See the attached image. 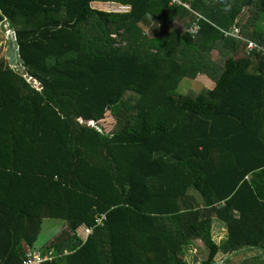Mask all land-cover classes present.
<instances>
[{"label": "trees", "instance_id": "1", "mask_svg": "<svg viewBox=\"0 0 264 264\" xmlns=\"http://www.w3.org/2000/svg\"><path fill=\"white\" fill-rule=\"evenodd\" d=\"M172 1L0 0L19 52L14 64L0 52V264L34 252L39 264H227L264 250V0Z\"/></svg>", "mask_w": 264, "mask_h": 264}, {"label": "rangeland", "instance_id": "2", "mask_svg": "<svg viewBox=\"0 0 264 264\" xmlns=\"http://www.w3.org/2000/svg\"><path fill=\"white\" fill-rule=\"evenodd\" d=\"M176 2V0H173L171 5L174 4ZM92 7L94 9H97V10H101V11H109V12H115L114 9L110 8L107 6V9H100L99 6L97 5H94L92 4ZM177 20L175 21L174 23V27L178 30H180L182 33L184 32H187V31H191V28H189L187 25L183 27V22L181 20H183V18H176ZM187 23L188 20H187ZM156 26H159V25H156ZM13 31L12 30H9L8 28V25L7 24H0V52L2 54H5V57L9 56V51H10V46H11V37L13 35L12 33ZM146 33L149 34L150 33V29H146ZM216 56V55H215ZM16 63V62H15ZM20 69L21 72H23V68L22 67H18ZM25 76H28L27 74H25ZM32 79V78H30ZM187 80L184 81V85H182L181 89L184 88L185 84H187ZM35 87H38L40 86V84L38 82H35L34 83ZM193 88H198L196 82L194 84V86H192ZM40 88V87H39ZM182 94V92H180ZM101 122H105L106 123V128L107 129H111L113 127V125H115V121L113 119V117L111 116L110 112H107L106 115H105V118L103 120L100 121ZM101 219H104L106 220L107 219V216L105 214L101 215L100 216ZM47 223V224H46ZM44 224V232H43V235L41 234L40 236V239L42 240V242L44 241H50L52 240V238L48 239L49 237H54L56 234L58 235L59 233L61 234L63 228H65L66 224L64 221H57L56 223L52 222L51 223V227H46L48 224V222H46ZM65 224V225H64ZM222 227V224L220 222H217L215 224V227H214V222H213V227H214V231L212 233V237L213 239L218 243V241H222L225 239L226 237V232L222 233L219 235L220 233V226ZM85 226L83 225V227H81L79 229V231L81 229H83ZM85 230L88 229L89 232H91V229L90 228H87L85 227L84 228ZM213 229V228H212ZM49 235V236H48ZM219 235V236H218ZM84 239V238H83ZM87 239V238H86ZM84 239V240H86ZM44 240V241H43ZM39 246L42 244V243H38ZM196 248L194 249L193 251V255L194 256H197L199 258V260H201L204 255L206 254L207 250L206 248L203 246V244L200 242V241H196ZM30 252H33L34 250H29ZM40 253V252H39ZM65 255L68 254L69 252L66 250L63 252ZM256 255H259V258L256 259L255 256ZM254 259L256 260V262L254 261ZM49 261V260H47ZM253 261V262H251ZM264 264V250H260V251H257V252H252V253H249L248 252H245L241 255H238L236 257H233L230 259V261L227 262V264Z\"/></svg>", "mask_w": 264, "mask_h": 264}, {"label": "crops", "instance_id": "3", "mask_svg": "<svg viewBox=\"0 0 264 264\" xmlns=\"http://www.w3.org/2000/svg\"><path fill=\"white\" fill-rule=\"evenodd\" d=\"M94 5H97V6H99V8L100 9H107V6L108 7H110V8H112V9H114L115 10V12H130L131 11V8L130 7H128V6H122V5H119V4H109V3H95ZM179 19H180V17H178ZM177 20V19H176ZM182 22H183V27L184 26H186L185 25V22L183 21V20H181ZM175 23V22H174ZM156 25H159V26H156ZM160 25L161 24H158L157 22H156V24H155V26L157 27V29L160 27ZM173 27H174V24H173ZM175 28V27H174ZM156 29V28H155ZM154 29V30H155ZM198 79H195L196 80V82L199 84V85H201V86H203V87H205V88H207V89H209V90H213L215 87H216V83L213 81V80H211L208 76H206V75H199L198 77H197ZM100 127H101V129L103 130V131H105L106 133H109L111 130H112V128L111 129H107L106 128V123L105 122H101L100 123ZM101 129H99V130H101ZM222 246H225L226 248H227V245L225 244V242L224 243H222V244H220L219 245V247H222ZM244 253V251L242 252V253H239V255H241V254H243ZM224 255V253H220L219 254V256L220 257H222ZM232 257H236L235 255H233L232 253L230 254ZM230 255H225V256H227V257H231ZM238 256V255H237ZM231 259V258H230Z\"/></svg>", "mask_w": 264, "mask_h": 264}, {"label": "clouds", "instance_id": "4", "mask_svg": "<svg viewBox=\"0 0 264 264\" xmlns=\"http://www.w3.org/2000/svg\"><path fill=\"white\" fill-rule=\"evenodd\" d=\"M162 26V24L160 25V27ZM159 27V28H160ZM150 29V31H151V28H149ZM150 34V33H149ZM116 36L117 35H112V37L114 38V39H116ZM31 78V77H30ZM35 81V80H34ZM36 82V81H35ZM38 89H40L39 88V86L37 87ZM82 123L84 122L83 120H80ZM90 124H94V122H89ZM99 129V128H98ZM198 206H203V203H200ZM103 215V214H102ZM101 216V215H100ZM100 216L97 218L98 220H99V226H103L104 225V219H101L100 218ZM235 216L236 217H239V214L237 213V212H235ZM213 222H214V227H215V224L217 223V222H220L221 224H222V227H221V225H219L220 226V233H219V235L221 234V232L222 233H224V232H226V237H225V239L224 240H222V241H218V243L216 242V244H218V246L220 245V244H222V243H224L227 239H228V233H229V231H228V228H227V225L225 224V223H223L222 221H220L219 219H217V218H213V220H212V233H213V231H214V227H213ZM90 234V232L87 234V235H89ZM218 235V236H219ZM244 250L243 249H241V250H239L238 252H236V253H232L233 255H235V256H237V255H239V253H242ZM246 252V251H245ZM248 254H249V252H248Z\"/></svg>", "mask_w": 264, "mask_h": 264}, {"label": "water", "instance_id": "5", "mask_svg": "<svg viewBox=\"0 0 264 264\" xmlns=\"http://www.w3.org/2000/svg\"><path fill=\"white\" fill-rule=\"evenodd\" d=\"M11 46H10V59H11V62L14 64L16 62V60L19 58V52L17 51L18 50V45H17V40H16V37H15V33H13L12 37H11ZM26 78L32 82V83H35V81L33 79H30L29 76H26ZM41 88V87H40Z\"/></svg>", "mask_w": 264, "mask_h": 264}, {"label": "built area", "instance_id": "6", "mask_svg": "<svg viewBox=\"0 0 264 264\" xmlns=\"http://www.w3.org/2000/svg\"><path fill=\"white\" fill-rule=\"evenodd\" d=\"M198 31H199V27H197V26H194V27H191V31H189L191 34H193V35H195V34H197L198 33ZM235 33H238L237 31H235ZM254 48V45L253 44H251V43H249L248 44V50H252ZM257 50L258 51H260V48H258L257 47ZM89 233V230L88 229H86V234H88ZM34 254V255H33ZM39 253H32V254H29L30 256L31 255H33L31 258H30V256H29V258L31 259V262H30V264H39V262H40V259H39V255H38Z\"/></svg>", "mask_w": 264, "mask_h": 264}]
</instances>
